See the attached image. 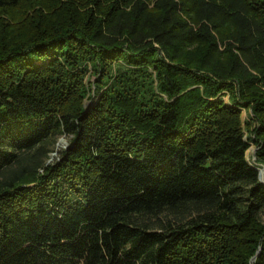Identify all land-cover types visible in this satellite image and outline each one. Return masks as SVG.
Instances as JSON below:
<instances>
[{
	"label": "trees",
	"instance_id": "obj_1",
	"mask_svg": "<svg viewBox=\"0 0 264 264\" xmlns=\"http://www.w3.org/2000/svg\"><path fill=\"white\" fill-rule=\"evenodd\" d=\"M253 143L264 0H0V264H264Z\"/></svg>",
	"mask_w": 264,
	"mask_h": 264
},
{
	"label": "rangeland",
	"instance_id": "obj_2",
	"mask_svg": "<svg viewBox=\"0 0 264 264\" xmlns=\"http://www.w3.org/2000/svg\"><path fill=\"white\" fill-rule=\"evenodd\" d=\"M243 116L244 118H247L248 117V111L246 109L243 110ZM69 141L66 137H62L60 139V142H59V148H62L66 145H68ZM257 146L255 143H253L250 147V149L248 150V157L253 161V162H256V163H260L259 164V167L263 169V175H264V162H258V159H257V156H256V152H257ZM57 153H54V156H56Z\"/></svg>",
	"mask_w": 264,
	"mask_h": 264
},
{
	"label": "water",
	"instance_id": "obj_3",
	"mask_svg": "<svg viewBox=\"0 0 264 264\" xmlns=\"http://www.w3.org/2000/svg\"><path fill=\"white\" fill-rule=\"evenodd\" d=\"M259 171H260V178L262 181H264V176H263V173H262V168H258Z\"/></svg>",
	"mask_w": 264,
	"mask_h": 264
},
{
	"label": "bare ground",
	"instance_id": "obj_4",
	"mask_svg": "<svg viewBox=\"0 0 264 264\" xmlns=\"http://www.w3.org/2000/svg\"><path fill=\"white\" fill-rule=\"evenodd\" d=\"M262 173H263V169H262ZM264 176V175H263Z\"/></svg>",
	"mask_w": 264,
	"mask_h": 264
}]
</instances>
